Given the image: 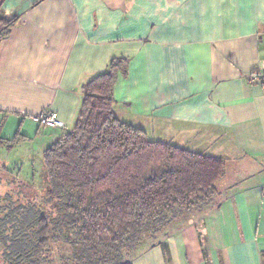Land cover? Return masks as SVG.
Here are the masks:
<instances>
[{"label":"crops","instance_id":"obj_1","mask_svg":"<svg viewBox=\"0 0 264 264\" xmlns=\"http://www.w3.org/2000/svg\"><path fill=\"white\" fill-rule=\"evenodd\" d=\"M0 10L17 19L0 42V138H25L0 150L39 140L42 156L75 125L82 85L127 58L112 91L118 118L147 134L181 123L178 138L155 139L232 159L234 179L166 251L145 247L131 264H264V85L252 80L264 70V0H1ZM48 110L65 128L31 120Z\"/></svg>","mask_w":264,"mask_h":264},{"label":"trees","instance_id":"obj_2","mask_svg":"<svg viewBox=\"0 0 264 264\" xmlns=\"http://www.w3.org/2000/svg\"><path fill=\"white\" fill-rule=\"evenodd\" d=\"M16 22L0 10V42ZM127 67L114 57L82 85L75 125L42 152L44 193L0 162V264H131L147 240L166 251L172 232L217 203L225 159L153 139L115 114L113 86Z\"/></svg>","mask_w":264,"mask_h":264},{"label":"rangeland","instance_id":"obj_3","mask_svg":"<svg viewBox=\"0 0 264 264\" xmlns=\"http://www.w3.org/2000/svg\"><path fill=\"white\" fill-rule=\"evenodd\" d=\"M157 128V127H156ZM155 128V131H153V129H148V135L155 139V135L160 136V134H168L170 132H172L175 137V135H178L179 133L184 132L183 130H181V123H174V124H167V126L162 127V128H158V130ZM153 132H155L153 134ZM175 142V141H174ZM177 143V141L175 142ZM40 141H34L32 143H24L21 146H17V150L12 153V154H8L5 150H0V160H3L1 162H5V160H7L5 164H7L8 166H13L15 165L16 167H18L17 170L18 171V176L19 178L27 183L30 184L31 186H33L35 192L40 195L42 193H44L48 187H49V182L47 179V176L45 174V171L43 170V166H42V156L41 154L38 152L39 151V147H40ZM212 144V143H210ZM188 149V147H185ZM194 151H196L197 149H192ZM31 153V155L29 156V154ZM14 157H18L20 159L19 162L17 161H13ZM225 159V171H224V176L222 181L220 182L219 188L222 190L225 186H230L234 180L233 176L232 178L228 177L229 174L232 172V165H233V160L232 159H227V158H223ZM250 171H253V169H251ZM249 171V172H250ZM220 197L217 198V202L219 201ZM197 215H200L197 214ZM196 218V217H195ZM194 218V219H195ZM158 239V238H157ZM156 240H147L145 242V247L150 245L151 243H154ZM2 250V247L0 245V251Z\"/></svg>","mask_w":264,"mask_h":264},{"label":"built area","instance_id":"obj_4","mask_svg":"<svg viewBox=\"0 0 264 264\" xmlns=\"http://www.w3.org/2000/svg\"><path fill=\"white\" fill-rule=\"evenodd\" d=\"M257 80L261 84L264 82V70L253 74L252 80ZM264 85V84H262ZM31 120L42 129H63L65 125L59 120L56 112L51 110L43 111L31 116Z\"/></svg>","mask_w":264,"mask_h":264}]
</instances>
